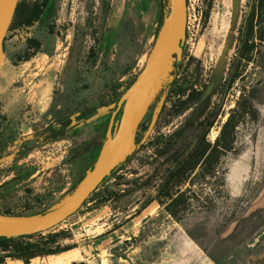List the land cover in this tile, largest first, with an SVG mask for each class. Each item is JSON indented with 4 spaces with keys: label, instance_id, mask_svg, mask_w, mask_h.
Listing matches in <instances>:
<instances>
[{
    "label": "rangeland",
    "instance_id": "obj_1",
    "mask_svg": "<svg viewBox=\"0 0 264 264\" xmlns=\"http://www.w3.org/2000/svg\"><path fill=\"white\" fill-rule=\"evenodd\" d=\"M169 5L52 0L44 10L43 0H17L0 58V214H44L71 196L96 156L93 150L81 154L82 147L98 136L101 142L114 101L153 46L159 9ZM250 5L186 0L179 66L170 53L119 165L75 213L41 236L62 231L60 247L77 248L87 264H264V11L254 28L251 61L228 90L222 88ZM250 89L231 149L212 173L197 167L171 190L184 201L172 217L165 208L169 200L158 198L174 168L171 155L184 157L210 122L205 138L212 144ZM101 107L108 108L80 114ZM209 111L217 115L199 126ZM66 119L79 123L50 142L47 128L60 130ZM45 257L29 264H44Z\"/></svg>",
    "mask_w": 264,
    "mask_h": 264
},
{
    "label": "water",
    "instance_id": "obj_2",
    "mask_svg": "<svg viewBox=\"0 0 264 264\" xmlns=\"http://www.w3.org/2000/svg\"><path fill=\"white\" fill-rule=\"evenodd\" d=\"M169 2L170 5L164 11L161 26L143 68L115 101L99 152L71 196L57 208L44 214L28 216L0 214V237L9 239L31 235L57 226L75 213L91 192L119 165L125 143L130 138L139 116V107L148 99L157 83L169 48L171 47L170 53L175 54L176 60L181 57V42L185 37L187 22L186 0ZM16 3L17 0H0V58L3 53L4 34Z\"/></svg>",
    "mask_w": 264,
    "mask_h": 264
},
{
    "label": "trees",
    "instance_id": "obj_3",
    "mask_svg": "<svg viewBox=\"0 0 264 264\" xmlns=\"http://www.w3.org/2000/svg\"><path fill=\"white\" fill-rule=\"evenodd\" d=\"M166 0H160V3L165 4ZM44 10L50 9L52 6V0H43ZM264 11V0H251L250 10L247 13L246 18L244 19V23L239 31L240 38V46L237 51V57L233 58L231 61L228 71L227 78L222 83V88L224 90H228L231 85L234 83L236 79L240 76L241 67L244 64H247L251 61V54L257 47V43L254 42V28L256 26H260L263 19L262 14ZM163 9L160 8V23L158 26V30L162 23L163 18ZM43 13V12H42ZM41 13V14H42ZM208 17V13L205 12V18ZM157 30V31H158ZM157 35V34H156ZM156 37V36H155ZM259 42L263 40L258 38ZM175 59V54L172 55ZM173 65L175 68L179 66V60H174ZM253 89H250L248 96L249 98L244 99L243 102H238V106L241 107L240 110L233 109L231 113L228 115L226 120L223 122L219 135L215 139V141L210 144L206 141V131L212 126V122L206 124V129L202 134L198 137L196 142L192 145L190 150L186 153L184 157L178 159V154L175 156V152L171 155L174 159V168L168 171V174L165 177L163 184L160 186L158 191V198L160 199H168L169 203L166 204V211L172 216L175 217L177 215V207L184 203L182 201L183 194L179 191L172 194L171 190L175 186L181 185L187 178L190 176L194 170L199 167L201 169V174H209L212 173V170L215 164L218 162L219 157L223 154V152H227L231 149V145L233 143V135L234 129L237 124L240 122V118L245 113V107L249 106L248 100L252 97ZM115 103V101H114ZM241 105V106H240ZM86 110V109H85ZM83 110L80 114L81 116L84 114L91 113L94 109H88L87 112ZM217 115L216 111H209L206 117L199 123V126L205 125L204 121L207 118H215ZM71 121L66 119L62 122L61 127L62 131L60 133H55V127H48L47 132H54L52 136L46 137L48 140H52L60 137L62 135L63 130L70 125ZM178 135V133L173 134ZM168 149V146L165 150ZM91 150L89 145L82 147L81 154L87 153ZM90 169V168H89ZM85 174V173H84ZM82 174L78 180L77 184L84 177ZM176 196L174 197V195ZM158 200V199H156ZM159 202V200H158ZM162 202V200H161ZM160 203V202H159ZM8 214V213H2ZM40 233H35L31 235H23L15 238H3L0 237V246L2 247V251L5 252L0 254V263H3L6 258H10L13 260H20L24 264H29V261L36 257H45L48 255L58 254L64 251L71 249L72 247H60L58 243L59 237L63 235V232L56 233H48L46 235L41 236ZM40 235L35 240L31 241H23L24 239H31L32 237ZM209 255V254H208ZM210 256V255H209ZM211 259L215 260L212 256ZM70 264H87L84 261H73Z\"/></svg>",
    "mask_w": 264,
    "mask_h": 264
},
{
    "label": "bare ground",
    "instance_id": "obj_4",
    "mask_svg": "<svg viewBox=\"0 0 264 264\" xmlns=\"http://www.w3.org/2000/svg\"><path fill=\"white\" fill-rule=\"evenodd\" d=\"M171 52V47L169 48L168 52H167V57L165 59V64L163 66V69H162V73L163 74L165 72V69L168 67L167 66V63H168V55L170 54ZM171 60V59H170ZM156 85L157 83L155 84V86L153 87L151 93H150V96L154 93L155 89H156ZM149 96V97H150ZM148 97V98H149ZM146 101L147 100H144L141 104V106L139 107V111H138V114L140 115V113L142 112V110L144 109L145 107V104H146ZM141 116V115H140ZM129 144L128 141H126L125 143V147H127ZM79 257H80V252L77 248H71L67 251H64V252H61V253H58V254H54V255H48L45 257V262L44 264H70L71 262L73 261H77L79 260ZM81 258V257H80ZM37 258H33L31 259V261H34L36 260ZM8 264H24L22 261L20 260H10L8 262ZM43 264V263H42Z\"/></svg>",
    "mask_w": 264,
    "mask_h": 264
},
{
    "label": "crops",
    "instance_id": "obj_5",
    "mask_svg": "<svg viewBox=\"0 0 264 264\" xmlns=\"http://www.w3.org/2000/svg\"><path fill=\"white\" fill-rule=\"evenodd\" d=\"M160 9H159V14H158V20H157V28H158V26H159V23H160ZM108 108V107H107ZM107 108H105V107H101V110L99 109H96L95 110V113H94V111L92 112V113H89V114H86L87 116H93V115H99V113H103L104 112V110L105 109H107ZM102 115V114H101ZM83 118V117H82ZM71 126L68 128V130L67 131H71V130H73L75 127H77V124L79 123V120H77V119H75V120H73V121H71ZM60 129V128H59ZM62 129V128H61ZM57 130V131H55V133H60L62 130ZM54 134V132H51V133H49L48 134V136H52ZM45 135H46V133H45ZM104 135H105V133H104ZM81 136V137H80ZM79 137H80V139L81 140H83V137H82V135H80ZM64 137H66V136H64ZM64 137H60V138H56L55 140H52V141H50V142H57V141H59V140H62ZM92 137H95L94 135L92 136ZM98 138H99V136H98ZM98 138H95L93 141H91L90 142V147H91V150H93V151H95L96 152V156H97V154H98V152H99V149H100V147H101V144H102V141L104 140V136H103V138L101 139V142H98L99 140H100V138L98 139ZM75 140V139H74ZM80 140V141H81ZM78 141V140H77ZM89 144V143H88ZM90 150V151H91ZM96 156H95V158H96Z\"/></svg>",
    "mask_w": 264,
    "mask_h": 264
},
{
    "label": "flooded vegetation",
    "instance_id": "obj_6",
    "mask_svg": "<svg viewBox=\"0 0 264 264\" xmlns=\"http://www.w3.org/2000/svg\"><path fill=\"white\" fill-rule=\"evenodd\" d=\"M62 124V123H61ZM60 127V129L62 128L61 127V125L59 126ZM62 130V129H61ZM68 130V129H67ZM66 129H64L63 130V133H62V135H60V137H64V136H66L67 135V133L69 132V131H67ZM47 133H49V132H47ZM47 133H46V135H47ZM60 137H58V138H60ZM56 139V138H55ZM55 139H52V140H55ZM51 139H50V141H52Z\"/></svg>",
    "mask_w": 264,
    "mask_h": 264
}]
</instances>
